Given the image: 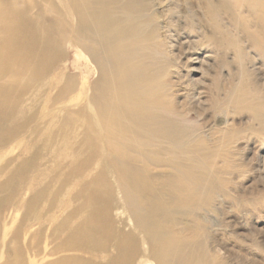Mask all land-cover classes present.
Returning a JSON list of instances; mask_svg holds the SVG:
<instances>
[{
	"label": "bare ground",
	"instance_id": "1",
	"mask_svg": "<svg viewBox=\"0 0 264 264\" xmlns=\"http://www.w3.org/2000/svg\"><path fill=\"white\" fill-rule=\"evenodd\" d=\"M181 6L208 18L240 12L251 37L264 34V0H0V264H233L213 216L236 196L233 171L244 173L232 159L246 137L235 140L228 119L213 141L168 116L177 104L176 85L165 78ZM215 27L219 35L203 31L206 38L233 43ZM72 51L93 79L70 71ZM194 56L184 63L192 83ZM245 73L233 94L249 92ZM236 99L259 120L252 132L264 148V102ZM29 122L23 136H8ZM39 135L47 136L41 170L33 159ZM216 158L230 174L218 183L209 168ZM109 169L118 174L112 183L78 178ZM40 174L50 183L35 181ZM72 184L78 189L70 192Z\"/></svg>",
	"mask_w": 264,
	"mask_h": 264
},
{
	"label": "rangeland",
	"instance_id": "2",
	"mask_svg": "<svg viewBox=\"0 0 264 264\" xmlns=\"http://www.w3.org/2000/svg\"><path fill=\"white\" fill-rule=\"evenodd\" d=\"M235 7L239 8L240 6L237 5ZM163 13H165V16H163ZM163 13L162 20L163 23H166L169 21V14L166 11ZM174 19L176 21L175 28L181 29L182 33L175 36L176 47L173 48V54L168 59L170 60V65L172 64L169 68L170 75L166 76L165 79L169 83L173 82L176 85L173 89H175L177 104L174 107L176 111L170 115L167 112V115L177 119L180 118V120H177L179 125L181 127L184 126L185 132L189 131L191 135L206 134L209 137L211 136V140L214 141L218 137L217 134H214L216 129L224 127L226 125L225 120L228 119L229 131L239 132L235 140L243 136L246 137L240 140V149L237 150L238 154L236 158L232 159L234 161L233 164L235 163L238 169L243 170L244 174L238 177V170L233 171L235 183H231L230 185L236 196L235 198H228L229 200H227L226 205L221 206L219 209V214H213V219L216 221L213 229L216 230L214 235L222 241L225 250H227L228 259L233 264H264V162H262V159H264V148L261 143L262 139L257 135L258 133L252 132L253 128L260 127V122L256 119L252 120L249 112H240L241 110L238 108L244 105L245 101L236 99L238 96L243 95L248 98H256V101L264 102V34L258 33L251 37L249 33L253 30V27L249 25L248 19L240 12L233 19L225 14H217L208 18L202 16L199 11L197 15L191 16L186 11V8L181 6L180 13ZM239 22L242 24L239 25ZM215 25H221L220 29L228 31L230 36L234 38L232 40L233 43L227 41L224 45L220 46L219 39L216 38L217 36L214 39L206 38L205 33L217 32L216 35H219ZM193 28L194 30L192 31L191 29ZM187 34L191 36V42H189ZM191 53H195L194 57L199 56V59L194 63V66L198 67L199 70H195L192 73L193 78L199 79L196 83L190 82L187 68L184 66L186 58ZM180 57L181 61H177ZM209 67L211 70L208 69ZM69 69L71 72L78 73L80 76H86L89 79H93L95 76L93 68L87 62H84L83 58L78 56L75 51L71 53ZM244 72H246L245 75H248L246 77L248 81L246 82H251L247 84L246 88L247 90L249 89V92L246 95L244 94L245 91H237L233 94V90H238V87L241 85L237 84L240 80L239 76ZM223 75L225 76L223 77ZM254 92L257 94L255 95ZM259 97L260 99H258ZM246 100L248 101V99ZM175 112H177L176 115ZM31 126V122L25 123L18 130L13 129V131L9 132L8 136H23L22 134L28 132ZM40 137L39 135L33 149V152L37 154L35 156L37 158L33 157V159H35L34 164L41 170L45 161L42 156L41 138L47 139V136L45 138ZM48 138H50V135H48ZM101 142L103 143V149L112 150L108 147L107 143L102 140ZM215 144V142H211L206 147L211 148ZM190 145L193 147L199 145V142L193 140ZM202 147L205 146L202 145ZM181 156L184 157L185 155ZM196 156L199 157L200 153L197 152ZM260 156L261 159L259 158ZM209 165V168L217 173L212 176L213 180L217 183L219 179L230 177V174H227L226 165L220 158L211 160ZM115 174L117 173L110 169L105 170L103 173H87L86 171H82V175L78 178L95 187L96 184H101L104 181L112 183L114 177H118ZM35 181L50 183L49 177L45 178L42 174ZM54 182L59 184L58 179H55ZM68 189L70 192L76 191L78 186L72 184ZM108 193L113 198L116 197L114 189L110 188ZM250 199L255 203L254 208L248 204V202H251ZM38 203L42 208L47 205L41 201H38ZM91 205L105 207L106 202L95 201ZM250 209H253V211ZM28 212L31 211L28 209ZM218 223L223 225L221 226Z\"/></svg>",
	"mask_w": 264,
	"mask_h": 264
}]
</instances>
